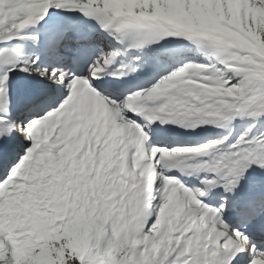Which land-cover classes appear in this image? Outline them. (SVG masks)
Listing matches in <instances>:
<instances>
[{"label": "snow or ice", "instance_id": "1", "mask_svg": "<svg viewBox=\"0 0 264 264\" xmlns=\"http://www.w3.org/2000/svg\"><path fill=\"white\" fill-rule=\"evenodd\" d=\"M0 264H264V0H0Z\"/></svg>", "mask_w": 264, "mask_h": 264}]
</instances>
